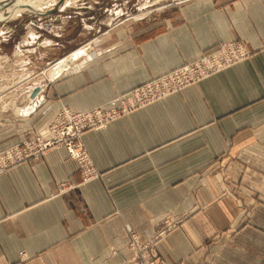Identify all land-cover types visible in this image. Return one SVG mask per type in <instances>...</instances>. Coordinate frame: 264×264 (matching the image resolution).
Wrapping results in <instances>:
<instances>
[{"label": "crops", "instance_id": "crops-1", "mask_svg": "<svg viewBox=\"0 0 264 264\" xmlns=\"http://www.w3.org/2000/svg\"><path fill=\"white\" fill-rule=\"evenodd\" d=\"M107 34L60 67L42 109L118 105L224 41H242L249 55L87 132L102 172L91 183L64 147L1 172L0 264H120L131 254L127 229L150 239L169 214L184 218L157 245L168 264H262L264 0H188ZM0 138V148L10 143Z\"/></svg>", "mask_w": 264, "mask_h": 264}, {"label": "rangeland", "instance_id": "rangeland-1", "mask_svg": "<svg viewBox=\"0 0 264 264\" xmlns=\"http://www.w3.org/2000/svg\"><path fill=\"white\" fill-rule=\"evenodd\" d=\"M187 1L188 0H0V137L4 136V134L6 135V133L10 136V143L0 148V154L6 153L13 148L20 149L22 154L27 151L25 159L0 170V173L19 163L32 159H39L51 150L64 147L68 151L69 157L78 164L82 177V184L91 183L101 178L102 172L96 167L84 143L83 138L87 132L108 127L112 122L121 117L145 109L156 102L180 93L198 84L203 79L220 73L243 61L244 59L240 61L237 60L235 64H230L232 66H224L226 68L221 67L223 69L215 65L213 66L214 68H219H211L212 70L208 69L211 70L209 72L210 75L205 78H199L201 74L198 68H194V75L191 74L193 71L183 74V80H177L170 76V73H174L181 68L196 63L202 54L211 56L213 53H218L221 51L222 47L228 43V41H224L212 49L205 51L195 59L188 61L186 64L163 75L154 77L118 96L116 99L118 105H100L84 110L59 107L51 114L50 108L42 109L46 103V97L44 96L46 85L64 71V68L60 70L58 66V64L60 65L62 63L64 58L80 50L77 57L72 60L73 62L80 57L82 51L87 50L88 47L91 48L93 45L96 46L100 37L102 38L104 35L107 36V33L115 26L120 24H127L128 26V23L138 19L150 21L154 15H161L169 12L175 5L184 4ZM234 42L242 43V41L238 40ZM221 59L224 62L226 61V57L224 56H221ZM161 77L167 78L166 85L164 79ZM157 79L162 80L157 83L160 87L155 84L157 89H160L156 90V92H160L167 87L169 88L168 95L138 103L129 102L134 91L145 85L147 86L149 84L148 82L152 80V83L155 82ZM185 80L189 82L185 83ZM37 87L42 88L40 89L41 91L38 92L43 94L41 105L38 104L40 106H37L38 108H34L35 110L33 109L29 113L17 111L28 105L32 99L31 95ZM98 109L103 111V117L94 114L83 122L75 120L73 123L76 133L80 135L77 136L76 139H72V144L74 142V145L77 146L81 153H86L88 155L92 162L91 165L85 160L82 162L79 161L71 153L68 146L69 141L66 142V145L50 148L44 153L39 152L42 147H28L26 145L32 140L35 141V143H37L39 139L41 140L44 137L42 133L48 131L52 128L51 126L55 125L57 117L58 120L64 118L61 112L65 110H70L72 112H94ZM22 127L30 128L23 130L24 132L22 133ZM89 171L95 176L90 180H86ZM222 176L225 182L230 183L228 175L223 171ZM63 185H65V183L61 184V189L62 187L64 189ZM171 217L173 216L169 214L163 220L156 223V230L153 237L147 240L142 239L136 231L128 228L127 246L131 254L120 264H145L147 261L153 264H168L159 253L157 245L160 239L174 230L179 222H181L180 220L184 218L171 219ZM19 256L20 261H27L29 258L25 251H20ZM262 264H264V261Z\"/></svg>", "mask_w": 264, "mask_h": 264}, {"label": "built area", "instance_id": "built-area-1", "mask_svg": "<svg viewBox=\"0 0 264 264\" xmlns=\"http://www.w3.org/2000/svg\"><path fill=\"white\" fill-rule=\"evenodd\" d=\"M242 48H243L242 43H237V42L236 43L235 42L227 43L225 46L222 47L221 51H219L218 53H213V54H211V56L204 55V56L200 57L199 60L196 61V63L190 64V65H188V67L181 68L174 73H170L171 74L170 76L174 79H177V80H183L182 79L183 74H186V73H189L190 71H193L194 68H198V70L200 71V74L202 75V76L199 75V78L200 77L205 78V77L210 75L209 72L212 69H218L219 67L220 68L221 67L226 68V67H229V66H232L233 64H235L237 60L240 61L242 59L247 58L249 55V52L246 51L247 52L246 53L245 51H243ZM221 56L226 57L225 62L222 61ZM230 64H232V65H230ZM215 65H218L219 67L214 68L213 66H215ZM224 66H226V67H224ZM223 68H221V69H223ZM208 69H211V70H208ZM194 71L191 74L194 75ZM162 79H164V83L166 85L167 78L163 77ZM162 79H160V80H162ZM160 80L157 79L153 83H152V81H153L152 80L151 82H148L149 84L147 86L145 85L144 87L134 91V94H133V96L130 97L129 102L138 103V102H143V101H146L148 99H153V98H156L159 96L168 95L169 88H167V87H165L164 90H162L160 92H156V90H160L159 88L157 89V86L160 87L157 84ZM188 82H189L188 80H185V83H188ZM155 84L157 86H155ZM134 107H136V106H134ZM61 113L63 114L64 118L58 120V117H57L55 125L51 126L52 128L49 129L48 131H44L42 133V136H44V137L41 140L39 139V141L37 143H35V141L32 140L31 142L27 143L26 145L28 147L29 146H38L40 148L42 147L39 150V152L44 153L47 150H49L50 148H55L57 146L66 145V142L69 141L68 146L70 148L71 153L79 161L82 162L85 160L86 162H89L88 164L91 165L92 162H91L90 158L88 157V155L86 153L85 154L81 153L80 150L77 148V146L74 145V142L72 144V139H76L77 136L80 135V134L76 133L73 123L75 120L78 122H83L85 119H87L88 117H91L94 114L98 115L99 117H103V115H102L103 111L99 110V109L94 111V112L93 111H91V112H87V111L86 112H72L70 110H65ZM115 114H117V113H115ZM26 152L24 154H22L20 149L13 148V149L8 150L6 153L0 154V170L4 169V168H6L12 164L19 162L22 159H25ZM37 154H39V153H37ZM94 176L95 175H92L89 171L87 173V176H86L87 179L86 180H90ZM137 242H138V239H137ZM138 246H139V244H138ZM134 264H137V263H134ZM145 264H153V263L150 261H147Z\"/></svg>", "mask_w": 264, "mask_h": 264}, {"label": "bare ground", "instance_id": "bare-ground-1", "mask_svg": "<svg viewBox=\"0 0 264 264\" xmlns=\"http://www.w3.org/2000/svg\"><path fill=\"white\" fill-rule=\"evenodd\" d=\"M141 15V14H140ZM233 43L234 41H228V43ZM242 46H243V51H247V52H249V49H248V47L242 42ZM80 52V50H77L75 53H73V54H71L70 56H68V57H66V58H64L63 59V61H62V63L59 65L58 64V66L59 67H63L64 65H66V64H68V63H70L74 58H76L77 57V54ZM246 52V53H247ZM202 56H204V54H202ZM201 56V57H202ZM60 63V62H59ZM40 89H42V88H40ZM41 91V90H40ZM31 101L28 103V105L26 106V107H24L23 109H18L17 111H20V112H22V113H26V112H31L34 108L36 109V107L38 106H40L41 104V102H42V98H43V94H41V93H37L35 96H31ZM38 104H40V105H38ZM37 107V108H38ZM34 109V110H35Z\"/></svg>", "mask_w": 264, "mask_h": 264}, {"label": "water", "instance_id": "water-1", "mask_svg": "<svg viewBox=\"0 0 264 264\" xmlns=\"http://www.w3.org/2000/svg\"><path fill=\"white\" fill-rule=\"evenodd\" d=\"M39 91H40V87H37V88L33 91V93H32L31 96H35Z\"/></svg>", "mask_w": 264, "mask_h": 264}]
</instances>
